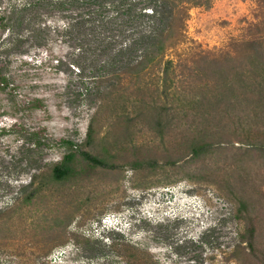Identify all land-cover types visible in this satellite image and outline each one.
Wrapping results in <instances>:
<instances>
[{
	"label": "rangeland",
	"instance_id": "rangeland-1",
	"mask_svg": "<svg viewBox=\"0 0 264 264\" xmlns=\"http://www.w3.org/2000/svg\"><path fill=\"white\" fill-rule=\"evenodd\" d=\"M161 1L165 49L139 72V48L118 50L154 27L143 0L43 13L44 40L17 49L0 29V264H264V0Z\"/></svg>",
	"mask_w": 264,
	"mask_h": 264
},
{
	"label": "trees",
	"instance_id": "trees-1",
	"mask_svg": "<svg viewBox=\"0 0 264 264\" xmlns=\"http://www.w3.org/2000/svg\"><path fill=\"white\" fill-rule=\"evenodd\" d=\"M78 1L79 0H24V2L22 3L9 2L7 8L5 7L3 9L0 8V29H7L9 32H11L8 42L4 44V49L7 50V48L11 49L12 47L13 48L19 47L20 42H22L24 38L36 37L37 36L36 34L41 35L46 29V25L43 26V24H41L40 21V19H42V17L44 16L43 13H51L54 10H60L63 8L68 9ZM89 1L90 0H82V2L84 3ZM143 1L146 7L142 9L149 10L147 14L148 16L151 17V21L155 25L154 27L149 28L148 35H144L143 37H141V39H137V41L133 40L132 42H130L128 46L120 47L119 50L117 49L118 51H122L124 49L125 50L129 49L130 47L131 49L139 48V54L137 55V58L133 60H127L123 64L125 70L134 68L136 69L137 72H139V70H141V68H144L151 59H153L155 56L158 57L160 54L163 53V50L165 49L163 41L160 40V35H161L160 33H162V28L160 30V27L166 14L165 4L161 0H143ZM27 12H30L31 14L29 19L27 20L31 29L30 31H27V34L17 33L21 25L26 21L25 15ZM40 37L41 36L36 37L37 40H32V41L39 42L44 40V38H40ZM23 51L24 50H19L20 55L26 57L27 54L22 53ZM119 57H120V53H116L114 57L111 59V65L112 64L116 65ZM9 59L10 58H8V55L6 57L2 56L0 58V94L6 93L4 94L5 96H9L12 93V87H13L9 76L10 74L5 72L7 68L6 66L7 64H9L8 61ZM170 62L171 61H167L168 64H171ZM169 68H170L169 66L165 67V71L163 73V80L166 79L167 71ZM78 72L80 73L81 71L78 69ZM91 78H92L91 82H88V80H86L87 82H85L84 91L82 93L85 101L88 102V106H91L92 102L99 95H103L104 94L103 92H105L106 90V89H102L104 87L101 86V84L104 81H101L100 76L94 75L91 76ZM35 100L34 99L32 101L30 100L32 107L34 105L33 101ZM30 101H28V103ZM1 116L4 115L1 114ZM93 118L94 116L90 117L91 120L87 127L88 137H91L92 135ZM64 144L67 146H73V143L71 141H64L63 145ZM198 148L202 149V146H198ZM82 155L88 161L93 163H98V159L95 156L91 155L90 153L82 152ZM74 158H75L74 152L69 151L63 154L61 160L55 165H53L51 169V175L54 180H63L73 173L74 170L72 169L71 163L74 160ZM39 173L40 171H37L35 174H31L25 182H22V186L19 188L20 193L22 195H24L22 190H28V189L32 190L31 192H28L23 196V201L25 203H28L31 200V197L34 193L33 191H34L36 179Z\"/></svg>",
	"mask_w": 264,
	"mask_h": 264
},
{
	"label": "clouds",
	"instance_id": "clouds-1",
	"mask_svg": "<svg viewBox=\"0 0 264 264\" xmlns=\"http://www.w3.org/2000/svg\"><path fill=\"white\" fill-rule=\"evenodd\" d=\"M111 219V221L110 222H108V226H106V229H104L105 228V226H99V230H101V231H103V232H106V230H110V227H112L113 225H115V222L113 223V218H110ZM116 221V220H115ZM102 223H104V221H102ZM113 223V224H112ZM117 224V223H116Z\"/></svg>",
	"mask_w": 264,
	"mask_h": 264
}]
</instances>
